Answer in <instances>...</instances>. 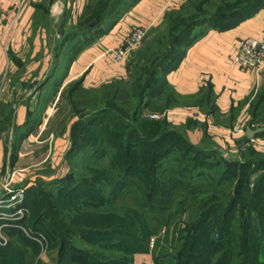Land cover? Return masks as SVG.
<instances>
[{"label":"rangeland","instance_id":"374dc122","mask_svg":"<svg viewBox=\"0 0 264 264\" xmlns=\"http://www.w3.org/2000/svg\"><path fill=\"white\" fill-rule=\"evenodd\" d=\"M101 1L92 5L95 8L93 16H98L106 10L105 5H102L104 1ZM54 6L46 2L41 17L49 18V9ZM69 16L66 11L57 16L63 21L57 26L59 43L63 42L58 50L72 56V48L75 45L84 47L86 43L72 38L81 25L79 21L75 24L68 23ZM170 25V21H166L152 30L127 59L130 72L127 71V76L121 79L125 82L129 98L134 104L138 97L133 83H136L135 79L141 73H146L143 71L150 69L154 60L170 46ZM67 39L69 40L66 42ZM81 78L69 84L63 91L45 131L32 137L18 152L15 147L24 130L15 123V109L0 106V140L6 148V160L0 171V264H91L92 261L100 264L112 263L108 261L117 259L126 261V264L176 263L178 249L184 241L180 242L181 238L189 233L187 231L183 234L182 230L197 219L201 213V205L210 207L219 203V199L231 201L236 197V174L232 172L235 170H228L223 165L219 159L220 154H212L214 157L208 159V162H201L200 158L193 160L197 155L192 152L187 154L180 150L169 154L160 162L163 163L160 169L183 168L188 176L187 183L195 176L200 184L193 187V193L189 192L193 188L185 187L162 216L153 218L149 215L140 217V214L134 216L137 194L133 191H123L117 199L119 206H116L117 201L115 204L114 198L102 200L103 195L107 196L109 191L99 183L87 185L73 178L69 179L67 185L59 184L57 179L69 178L72 171L78 178L90 181L96 176V173L90 170L100 171L98 168H107L111 161L110 155L96 158L91 153H85L83 156L69 154L73 144L71 128L74 119L80 117L83 112L90 113L77 108L72 102L70 90ZM141 79V82L146 83L147 74ZM132 125L136 123L132 122ZM78 149H81V146ZM250 149L255 150L248 148L241 151L236 160L246 162L247 158L253 159ZM260 153L264 154V151ZM239 169L243 171L242 168ZM260 175L259 171L252 172L251 181L247 183L249 190L254 189ZM214 177L217 180L212 184ZM262 191L264 195V186ZM181 201L184 202L181 204ZM242 203L241 200V204L229 212L228 219L232 227L227 238L229 242L215 255L213 252L212 260L208 264L221 263L225 259L229 264L242 263L244 256L240 255L239 247L243 234L241 226L245 222ZM256 223H259L264 236V217L259 218ZM221 226L220 221L210 229V237L215 241H222L225 230L223 231ZM107 228L121 229L122 234L106 237L86 235L90 229L92 232H99ZM168 253L175 258L168 256ZM258 264H264V249Z\"/></svg>","mask_w":264,"mask_h":264},{"label":"crops","instance_id":"0c3cea01","mask_svg":"<svg viewBox=\"0 0 264 264\" xmlns=\"http://www.w3.org/2000/svg\"><path fill=\"white\" fill-rule=\"evenodd\" d=\"M98 1L0 0L4 12L0 24V106L13 107L15 123L24 130L17 152L45 131L69 84L84 77L86 88H96L127 76V60L116 62L111 50L120 47L133 29L152 31L171 13L195 0H133L108 30L86 42L76 57L58 50L63 42L59 43L57 26L63 21L57 16L69 12L67 21L75 24L87 6ZM46 2L55 5L49 9V18L41 17ZM263 31L264 3L225 26L203 24L194 30L195 37L179 58L164 69L159 78L164 89L156 104L194 146L213 148L235 159L250 140V111L264 91V75L258 78L234 58L242 39L260 38ZM258 140L263 145L252 148L264 151V138ZM5 154L0 140V171Z\"/></svg>","mask_w":264,"mask_h":264},{"label":"trees","instance_id":"16d2710c","mask_svg":"<svg viewBox=\"0 0 264 264\" xmlns=\"http://www.w3.org/2000/svg\"><path fill=\"white\" fill-rule=\"evenodd\" d=\"M132 1L102 0V5H105L106 10L98 16L94 15L96 17L92 15L95 9L92 7L93 4L88 5L84 15L79 20L81 27L75 34L73 33L72 38L86 43L92 37L104 34L118 18L120 12L125 11ZM263 3L264 0H195L188 2L179 11L171 13L166 20L170 21L171 24L170 35L172 39L170 46L159 58L154 60L150 69L143 71L146 73H141L135 79L136 83H133V88H135L138 97L136 104L129 98V90L122 79L110 81L96 88H86L82 77L70 90L73 105L90 113L84 114L83 112L80 117L74 119L71 128L73 144L69 154L71 156L75 154L83 156L85 153H91L96 158L110 155L111 161L107 168H98L100 171L90 170L96 173V176L90 181L82 177L78 178V175L72 171L69 178L57 179L61 185H67L73 178L87 185L99 183L102 188H107L109 191L107 196L103 195L102 200L108 201L111 197V199L114 198L115 204L123 191H133L135 195L137 194V209L134 216L140 214V217L149 215L153 218L162 216V213L174 203L177 195L185 187L193 188L200 184L195 176L187 183L188 176L183 168L167 167L160 169L163 165L160 162L165 160L164 158L169 154L180 150L187 154L192 152L197 155L192 159L197 161V158H200L201 162H208L207 160H211L213 155L220 154L219 159L223 165L228 170H235L232 172L236 174V197L231 201L219 199L217 201L219 203L210 207L201 205V213L197 219L192 223L190 222L185 230H182L183 234L187 231L189 233L181 238L182 240L180 239V242L184 241L178 249L176 263L173 262L172 264H208L212 260L213 252L215 255L229 242H227V238L232 231L228 219L229 212L240 205L241 200L243 202V219L245 220L241 226L243 234L239 246L240 255L244 256L241 259V264H258L261 261L264 236H262V229L258 226L259 223L256 222L259 218L264 217V195L262 191L264 186V154L250 149V154L254 156L253 159L247 158L245 159L246 162H241L236 158L230 159L213 148L194 146L180 130L168 122L166 117L155 120L147 115L166 113L159 104H156V99L161 97L164 89L159 78L164 69L179 58L184 47L195 37L194 30L197 27L209 22L221 23L225 26L237 16ZM98 10L100 11V9ZM82 47L83 45H75L72 48L73 57L77 56ZM127 71L130 72L128 65ZM145 74H147V81L143 83L141 78ZM250 113L252 116L251 126L254 124L264 126V91L260 93L258 100L253 102ZM132 122L136 123L137 126L132 125ZM258 138H264V134L259 135ZM80 146L81 149H78ZM15 149L17 148L15 147ZM252 165L255 167L253 168ZM239 168H242L243 171H240ZM253 171H259L261 175L254 189L249 190L247 183L251 181ZM118 174L119 177L116 178ZM212 179L214 180L212 184H214L217 179L216 177ZM189 192L193 193L194 188ZM183 202L181 201V204ZM116 206H119L118 201ZM182 210L184 211L185 208ZM220 221L222 222L221 229L225 232L222 235V241H215L213 237H210L212 232L210 229L212 225ZM90 230L86 232V235L91 237L122 234L121 229L118 228H107L99 232ZM179 231L181 232V229ZM213 249L215 251H212ZM168 254L171 258H175L174 255ZM111 261L112 263L100 262V264H126V261L122 259L108 262ZM92 262L98 264L96 261ZM227 263L228 260L225 259L217 264Z\"/></svg>","mask_w":264,"mask_h":264},{"label":"built area","instance_id":"2783aa9c","mask_svg":"<svg viewBox=\"0 0 264 264\" xmlns=\"http://www.w3.org/2000/svg\"><path fill=\"white\" fill-rule=\"evenodd\" d=\"M3 20L4 12L0 3V24ZM150 31V28L143 27L133 29L120 47L111 50V54L114 56L115 61L120 63L125 62L129 56L140 47ZM234 60L242 68L252 71L258 78H262L264 75V31L260 38L248 37L242 39ZM147 116L151 119L158 120L165 117L167 118V113H150ZM256 145L262 146L263 144L260 143L258 138L250 139L244 143L241 151H245Z\"/></svg>","mask_w":264,"mask_h":264},{"label":"water","instance_id":"95a60500","mask_svg":"<svg viewBox=\"0 0 264 264\" xmlns=\"http://www.w3.org/2000/svg\"><path fill=\"white\" fill-rule=\"evenodd\" d=\"M264 134V126L259 128H252L251 126L247 128V135L250 139H257L259 135Z\"/></svg>","mask_w":264,"mask_h":264}]
</instances>
